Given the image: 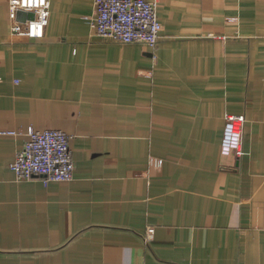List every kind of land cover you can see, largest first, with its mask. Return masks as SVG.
Returning a JSON list of instances; mask_svg holds the SVG:
<instances>
[{
    "label": "crops",
    "instance_id": "0c3cea01",
    "mask_svg": "<svg viewBox=\"0 0 264 264\" xmlns=\"http://www.w3.org/2000/svg\"><path fill=\"white\" fill-rule=\"evenodd\" d=\"M13 1L0 264H264V0H160L155 49L96 36L95 0H50L44 38L12 35ZM227 114L246 117L240 159ZM30 127L72 137L71 181L16 180Z\"/></svg>",
    "mask_w": 264,
    "mask_h": 264
},
{
    "label": "built area",
    "instance_id": "2783aa9c",
    "mask_svg": "<svg viewBox=\"0 0 264 264\" xmlns=\"http://www.w3.org/2000/svg\"><path fill=\"white\" fill-rule=\"evenodd\" d=\"M160 0H95V11L89 20L94 34L123 44L144 43L155 49L161 38ZM12 35L42 39L50 18V0H15L9 7ZM28 14H33L30 18ZM1 81V79H0ZM246 117L226 115L222 140L224 154L244 155L243 137ZM0 134L18 135L17 131ZM23 148L16 154L10 169L17 181L41 177L43 183L69 182L74 178V156L71 136L63 130H36L30 127ZM152 167L161 168L163 160L152 158Z\"/></svg>",
    "mask_w": 264,
    "mask_h": 264
},
{
    "label": "water",
    "instance_id": "95a60500",
    "mask_svg": "<svg viewBox=\"0 0 264 264\" xmlns=\"http://www.w3.org/2000/svg\"><path fill=\"white\" fill-rule=\"evenodd\" d=\"M28 16H30V18H33L34 15L33 14H30V15L28 14Z\"/></svg>",
    "mask_w": 264,
    "mask_h": 264
}]
</instances>
